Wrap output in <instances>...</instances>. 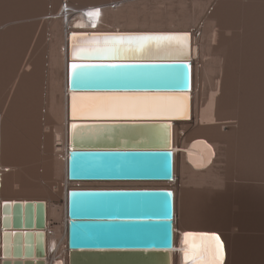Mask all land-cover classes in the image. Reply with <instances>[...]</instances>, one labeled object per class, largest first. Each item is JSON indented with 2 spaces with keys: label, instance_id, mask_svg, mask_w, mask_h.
I'll use <instances>...</instances> for the list:
<instances>
[{
  "label": "bare ground",
  "instance_id": "bare-ground-1",
  "mask_svg": "<svg viewBox=\"0 0 264 264\" xmlns=\"http://www.w3.org/2000/svg\"><path fill=\"white\" fill-rule=\"evenodd\" d=\"M77 31L191 32L192 92L70 91L69 55L83 38L69 35ZM112 96L173 97L168 103L186 110H90L97 98ZM189 117L172 122L174 180L69 181L72 136L127 134L79 129L78 121ZM232 179L249 182L251 192L264 181V0H0V264L17 259L14 240L3 245L6 201L46 203L45 255L35 228L27 242L21 237V259L69 264L68 193L81 189L172 190L173 264H225V244L220 260L215 232H207L210 219L203 217L230 193ZM30 245L33 254L26 255Z\"/></svg>",
  "mask_w": 264,
  "mask_h": 264
},
{
  "label": "water",
  "instance_id": "water-1",
  "mask_svg": "<svg viewBox=\"0 0 264 264\" xmlns=\"http://www.w3.org/2000/svg\"><path fill=\"white\" fill-rule=\"evenodd\" d=\"M82 41L69 55V90L81 92H179L193 88V34L188 31H77ZM179 36V43L136 53L98 52L128 36ZM167 44V42H164ZM73 65H77L73 68ZM192 99L190 98V101ZM78 121V128L104 127L126 137L82 140L72 136L68 178L72 181H165L175 178L173 120ZM69 264H173L175 200L167 189H81L68 193ZM6 201L3 245L14 240L17 259L2 264H46L21 259V237L41 238L45 255L46 203ZM10 228H14V232ZM31 241V240H30ZM29 241V242H30ZM20 243V245H19ZM28 245V243L26 244ZM26 255H32V245Z\"/></svg>",
  "mask_w": 264,
  "mask_h": 264
},
{
  "label": "rangeland",
  "instance_id": "rangeland-1",
  "mask_svg": "<svg viewBox=\"0 0 264 264\" xmlns=\"http://www.w3.org/2000/svg\"><path fill=\"white\" fill-rule=\"evenodd\" d=\"M49 8L51 9V6ZM185 12L189 11L185 10L183 13ZM231 181L232 190L223 196V202L215 201L216 205L212 202V206L210 203V209L207 208L208 211L205 212L204 221L210 219L211 222L207 232H215L216 236H221L227 256L225 264H264V186L262 187L259 181L257 190L254 188L251 192L250 186L247 185L249 182L236 179ZM261 183L264 185V181ZM235 231L237 233L233 234Z\"/></svg>",
  "mask_w": 264,
  "mask_h": 264
},
{
  "label": "snow or ice",
  "instance_id": "snow-or-ice-1",
  "mask_svg": "<svg viewBox=\"0 0 264 264\" xmlns=\"http://www.w3.org/2000/svg\"><path fill=\"white\" fill-rule=\"evenodd\" d=\"M110 41H116L106 47H98L92 49L98 52H110V53H136L145 52L155 47L157 50H161L165 47L172 45V42L179 43L182 40H186V37L179 36H128V37H114L106 38ZM164 42H167L165 44ZM76 68L77 65H73ZM178 98L164 97V96H112V97H100L97 98L98 102L93 105L91 111H109V112H174L179 114L186 110V104L180 103H168ZM77 108L74 102L73 114L76 115ZM75 128L76 125H73ZM189 236L193 235L191 233ZM218 241L216 245L217 256L220 260L223 259V246L219 243V237H213Z\"/></svg>",
  "mask_w": 264,
  "mask_h": 264
},
{
  "label": "crops",
  "instance_id": "crops-1",
  "mask_svg": "<svg viewBox=\"0 0 264 264\" xmlns=\"http://www.w3.org/2000/svg\"><path fill=\"white\" fill-rule=\"evenodd\" d=\"M212 246V245H211Z\"/></svg>",
  "mask_w": 264,
  "mask_h": 264
}]
</instances>
